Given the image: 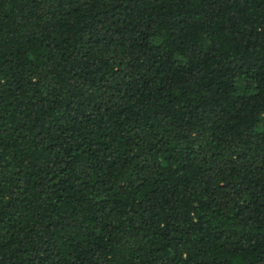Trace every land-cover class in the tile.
<instances>
[{"label":"trees","instance_id":"obj_1","mask_svg":"<svg viewBox=\"0 0 264 264\" xmlns=\"http://www.w3.org/2000/svg\"><path fill=\"white\" fill-rule=\"evenodd\" d=\"M0 264H264V0H0Z\"/></svg>","mask_w":264,"mask_h":264}]
</instances>
